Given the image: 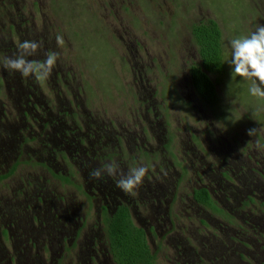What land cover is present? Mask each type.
I'll return each mask as SVG.
<instances>
[{"label": "rangeland", "instance_id": "obj_1", "mask_svg": "<svg viewBox=\"0 0 264 264\" xmlns=\"http://www.w3.org/2000/svg\"><path fill=\"white\" fill-rule=\"evenodd\" d=\"M206 18L224 65L214 107L188 76ZM258 25L264 0H0L5 56L24 40L41 45L29 59L59 54L44 84L0 64V264H113L97 212L117 202L155 264H264V101L229 63ZM109 161L148 167L135 194L89 175ZM198 186L222 213L192 202Z\"/></svg>", "mask_w": 264, "mask_h": 264}, {"label": "trees", "instance_id": "obj_2", "mask_svg": "<svg viewBox=\"0 0 264 264\" xmlns=\"http://www.w3.org/2000/svg\"><path fill=\"white\" fill-rule=\"evenodd\" d=\"M189 32L197 55V60L188 66L189 84L202 103L214 107L218 100L215 90L217 77L224 70L221 32L211 18L191 23ZM193 198L215 210L205 190L194 191ZM104 223L107 252L113 264H155L154 253L148 248L144 231L132 224L125 206H119L111 217L105 218Z\"/></svg>", "mask_w": 264, "mask_h": 264}, {"label": "clouds", "instance_id": "obj_3", "mask_svg": "<svg viewBox=\"0 0 264 264\" xmlns=\"http://www.w3.org/2000/svg\"><path fill=\"white\" fill-rule=\"evenodd\" d=\"M56 43L63 47L64 39L56 36ZM41 45L37 41L24 40L18 43V54L13 57L0 56V64L11 72L19 73L24 78H33L38 83H47L59 59V54L49 52L44 60H32L29 57L38 54ZM230 65L232 73L250 83L251 96L264 101V25H258L254 32L239 36L230 41ZM257 129H250L249 136L257 134ZM149 169L146 165L135 166L124 175L116 161L106 162L93 169L89 175L96 180L107 177H119L117 187L122 191L135 194L142 185Z\"/></svg>", "mask_w": 264, "mask_h": 264}, {"label": "flooded vegetation", "instance_id": "obj_4", "mask_svg": "<svg viewBox=\"0 0 264 264\" xmlns=\"http://www.w3.org/2000/svg\"><path fill=\"white\" fill-rule=\"evenodd\" d=\"M8 52H9V49H6V48L2 45L1 48H0V56H5V54L8 53ZM0 79H1V78H0ZM61 136L64 137L63 134H62ZM71 160H73V158H71ZM220 164H222L223 166L226 165V164H225V161H224V158H223V160L220 162ZM229 170H230V169H229ZM6 173H7V172H6ZM6 173H4V174H6ZM4 174H0V176H1V175H4ZM219 174H220V173H219ZM52 176H53V177H56V178H58V179L63 180L64 183H69V179H67L66 177H61V176L56 175V174H52ZM220 176H221V175H220ZM5 177H6V176H5ZM5 177H1L0 180L5 179ZM108 182H109V181H105L104 179H102V180H98V183H101V184H103V183H108ZM200 189H203V190H205V191L207 192V194H208V196H209V198H210L212 204H213L214 207H215V210H214V209L212 210L211 208L202 205L201 203L197 202V201L193 198V192L196 191V190H200ZM190 196H191V200H192V202H193L195 205H198L199 207L201 206V207L207 208L208 210L212 211V212L215 213V214H216V213H222V211H221L220 209H218V208L215 206V204H214V202H213V199H212V197H211V194H210V192H209V190H208L207 187H205V186H198V187H196V188H193V189L191 190ZM119 206H125V207L127 208L128 217H129L130 221L132 222V224L134 225V223H133V221H132V218H131V214H130L129 208H128V206H127L126 203L117 202V203L112 204L110 207L107 206L106 204H101V205L99 206V208H98V212H97V220H98L99 223L102 225L103 233H104V238H105V244H106V245H107V242H106L107 239H106V235H105V231H104V228H105V226H104V225H105L104 220H105L106 217H111V216L116 212V210H117V208H118ZM53 217L55 218L56 216H53ZM201 224H202V223H201ZM80 226L82 227L83 224H81ZM134 226H136V225H134ZM136 227L141 228L140 226H136ZM241 228H242V227H241ZM241 228H240V229H241ZM141 229L144 231L143 228H141ZM3 233H5L4 230H3ZM246 234H247V233L243 230V231H242V237H243V239L250 241L249 238H248V236H247ZM144 235H145V231H144ZM145 239H146V237H145ZM146 243H147V241H146ZM147 245H148V244H147ZM148 248H149V246H148ZM211 249L214 250V249H215V246H212ZM149 250H150V249H149ZM150 251H151V250H150ZM106 253H107L108 257L110 258L109 254H108V252H107V246H106ZM151 253H154V252L151 251ZM110 260H111V259H110ZM111 262H112V261H111Z\"/></svg>", "mask_w": 264, "mask_h": 264}]
</instances>
